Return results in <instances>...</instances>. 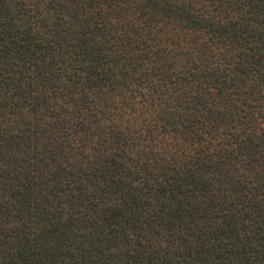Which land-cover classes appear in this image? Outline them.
Masks as SVG:
<instances>
[{
    "label": "trees",
    "instance_id": "1",
    "mask_svg": "<svg viewBox=\"0 0 264 264\" xmlns=\"http://www.w3.org/2000/svg\"><path fill=\"white\" fill-rule=\"evenodd\" d=\"M0 264H264V0H0Z\"/></svg>",
    "mask_w": 264,
    "mask_h": 264
}]
</instances>
